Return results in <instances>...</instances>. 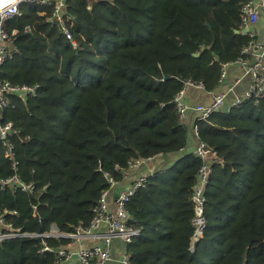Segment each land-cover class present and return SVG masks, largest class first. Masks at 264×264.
I'll use <instances>...</instances> for the list:
<instances>
[{"label":"trees","instance_id":"1","mask_svg":"<svg viewBox=\"0 0 264 264\" xmlns=\"http://www.w3.org/2000/svg\"><path fill=\"white\" fill-rule=\"evenodd\" d=\"M248 0H66L74 48L50 7L22 2L5 29L11 56L1 78L40 84L12 97L19 177L33 194L0 190V214L22 231L87 226L108 177L122 182L137 158L179 153L189 128L174 97L184 81L219 84L221 64L241 55ZM29 27V30L26 29ZM238 30V32H235ZM197 139L214 152L206 185V227L193 241L191 194L202 160L180 155L150 174L126 203L140 234L130 264H264V104L253 98L198 120ZM0 146V177L11 174ZM66 238H50L62 246ZM36 238L0 241V264H56Z\"/></svg>","mask_w":264,"mask_h":264},{"label":"built area","instance_id":"2","mask_svg":"<svg viewBox=\"0 0 264 264\" xmlns=\"http://www.w3.org/2000/svg\"><path fill=\"white\" fill-rule=\"evenodd\" d=\"M88 6L93 7L102 0H87ZM36 3L39 6L51 8V13L44 18L46 23H56L64 36L71 42L74 48L78 47L77 42L73 39L67 20L70 17L66 12V0H17L16 3H5L0 8V146L4 148V157L10 163L11 174L6 177H0V190L24 191L33 194L35 185L31 182L23 181L19 175V162L16 156L14 143L11 136L14 133V122L6 120L4 111L12 100V97H34L38 94L40 84H14L1 78L2 66L7 58L11 56L9 33L5 29V22L8 18L19 15L22 3ZM260 7L264 17V0H260ZM240 13V31L246 34L249 40L242 49L241 55L233 60L221 64L219 84L225 83L223 91L213 92L211 100L207 104H196L189 107L183 101V95L187 86L206 89L203 82H194L191 80L184 81L180 90L174 97V103L179 118L182 120L187 109L192 108L197 112L196 121H207L211 114L221 109L227 92L231 91L233 85L238 79L227 83V69L233 64L240 65L246 73L251 76L248 89L241 97L236 98L232 106L240 104L243 100L253 98L256 102L263 101L264 104V36L259 37L254 32L252 26L259 19V5L248 0L241 7ZM29 30V27H26ZM194 135L196 144L193 153L202 160V164L196 175V183L191 194L194 216L192 218L194 232L192 239L197 241L206 227L205 203H206V185L209 182L212 173L210 161L214 157V152L210 151L206 143L197 139V126L194 124ZM155 156L141 157L129 163L130 171L138 166L146 164L155 159ZM149 175H139L129 184L121 188L116 194L114 207L111 209L107 202L108 189L116 182L112 177H108L110 182L109 188L103 190L98 199V204L94 209V215L89 224L84 227H77L70 232H61L57 229L50 231H22L15 228L7 222L3 215L0 214V241L8 238H36L40 241L41 246L38 253L49 251L54 252L58 259L56 264H107L113 259L114 254L111 252L110 243L112 241H121L125 248H119L121 261L123 264H130L128 261L127 247L134 237L140 234V229L133 226L132 218L126 210V203L134 195L136 190L145 185ZM50 238H66L68 241L62 246H51L48 242ZM83 240H101L100 243L89 247H83L76 251L70 250L68 245L72 242Z\"/></svg>","mask_w":264,"mask_h":264},{"label":"crops","instance_id":"3","mask_svg":"<svg viewBox=\"0 0 264 264\" xmlns=\"http://www.w3.org/2000/svg\"><path fill=\"white\" fill-rule=\"evenodd\" d=\"M253 3L259 5V19L258 21L252 26L254 32L257 36L262 37L264 36V17L262 13V8L260 7V0H252ZM238 79L237 83L233 85L231 91L227 92L224 98V103L221 107L222 110H228L229 107L232 106L233 102L236 98L241 97L242 94L248 89L251 76L244 71V69L238 65L233 64L229 66L227 69V83L233 82L234 80ZM225 89V83L217 84L214 89H203V88H195L193 86H187L183 95V101L189 106L192 107L196 104H207L211 100V96L213 92L223 91ZM197 117V112L194 111L192 108L187 109L182 118L184 124L187 125L189 128L188 135H187V142L186 147L180 151L179 153L174 154H159L156 156L155 159L143 164L141 166L136 167L135 169L131 170L129 174L124 178L122 182H116L113 186L108 189L107 192V202L111 209L114 207V200L116 194L129 184L132 180L137 178L139 175H150L157 170L168 169L172 165L176 163L180 155L183 153H193L196 138L194 135V124ZM101 240H83L80 242H72L68 245L70 250L76 251L83 247H89L94 244L100 243ZM120 252L118 250L115 252L113 259L110 260L107 264H123L121 261Z\"/></svg>","mask_w":264,"mask_h":264},{"label":"water","instance_id":"4","mask_svg":"<svg viewBox=\"0 0 264 264\" xmlns=\"http://www.w3.org/2000/svg\"><path fill=\"white\" fill-rule=\"evenodd\" d=\"M235 32H238V30H235ZM110 248H111V252L112 254H115V252L119 249V248H125V246L122 244L121 241H112L110 243Z\"/></svg>","mask_w":264,"mask_h":264},{"label":"clouds","instance_id":"5","mask_svg":"<svg viewBox=\"0 0 264 264\" xmlns=\"http://www.w3.org/2000/svg\"><path fill=\"white\" fill-rule=\"evenodd\" d=\"M17 0H0V8L4 6L5 3H16Z\"/></svg>","mask_w":264,"mask_h":264},{"label":"rangeland","instance_id":"6","mask_svg":"<svg viewBox=\"0 0 264 264\" xmlns=\"http://www.w3.org/2000/svg\"><path fill=\"white\" fill-rule=\"evenodd\" d=\"M120 256H121V254H120Z\"/></svg>","mask_w":264,"mask_h":264}]
</instances>
